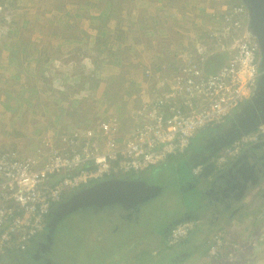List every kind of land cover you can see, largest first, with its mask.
Segmentation results:
<instances>
[{
  "label": "rangeland",
  "instance_id": "obj_1",
  "mask_svg": "<svg viewBox=\"0 0 264 264\" xmlns=\"http://www.w3.org/2000/svg\"><path fill=\"white\" fill-rule=\"evenodd\" d=\"M243 4V0H0V150L30 157L44 153L35 151L43 148V137L61 139L81 128L94 133L97 120L123 126L127 107L137 110L162 98L171 78L203 47L207 58L224 54L218 47L222 41L206 42L210 35L231 29L228 45L244 34ZM240 8L242 18L225 21ZM132 89L138 93L130 96ZM144 93H150V99L138 96ZM13 123L19 126L11 131L14 138L4 135ZM170 173L167 180L174 182ZM150 176L148 172L143 177ZM152 182L148 184L156 183ZM176 190L166 188L160 194L163 212L154 217L158 229L187 221L180 218L186 193ZM242 201L246 204L237 218L227 225L221 220L208 230L205 247L220 241L215 254L209 249L205 255L192 253L178 264H264V204L257 208L248 205L249 198ZM140 206L134 208L136 213ZM134 209L126 210L128 215ZM76 214L73 218L80 216ZM102 217L97 213L94 220L106 231L112 224ZM134 240L129 236L124 252ZM105 257L98 260L107 263ZM69 264L88 261L71 258Z\"/></svg>",
  "mask_w": 264,
  "mask_h": 264
},
{
  "label": "built area",
  "instance_id": "obj_2",
  "mask_svg": "<svg viewBox=\"0 0 264 264\" xmlns=\"http://www.w3.org/2000/svg\"><path fill=\"white\" fill-rule=\"evenodd\" d=\"M242 15L241 8L233 9L225 21ZM239 36L230 45L220 46L231 54L213 74H206L200 60L190 57L162 98L130 111L134 122L127 133L119 134L118 124L108 121L94 133L62 135L59 147L52 139L42 142L43 154L19 158L15 152L0 150V255L23 249L43 229L47 214L67 192L159 166L170 157L185 154L199 132L227 120L250 96L259 75L257 46L244 34ZM263 138L261 124L222 149L213 159L215 168H222ZM85 161H92L93 166L82 169ZM201 170L202 166H196L192 173L198 175ZM261 184L264 186V177ZM193 227V222L171 226L166 244H177ZM219 245L218 240L209 247L210 255Z\"/></svg>",
  "mask_w": 264,
  "mask_h": 264
},
{
  "label": "flooded vegetation",
  "instance_id": "obj_3",
  "mask_svg": "<svg viewBox=\"0 0 264 264\" xmlns=\"http://www.w3.org/2000/svg\"><path fill=\"white\" fill-rule=\"evenodd\" d=\"M243 6L246 19L244 29L245 37L259 49L260 44L264 45V0H244ZM263 78L264 77H259V81H256L257 95H252L251 93L230 118L225 120L220 126L211 127V135L209 138L205 139V147L201 150L202 156H195L194 150L190 149L187 156L188 158L186 159V165L196 163L200 158L207 156L219 145L227 142L228 137L231 138L236 131H240L243 117L249 115V113L245 115L242 113V110L246 109V107L250 110H257V115H264V105L261 104V100H259L262 97L264 98ZM258 110L261 112H258ZM263 141L264 138L256 144L257 146L254 145L244 148L235 158L224 165L222 167V174L217 178L219 179L217 181L218 183L216 180L213 182H202L201 180L196 181V178H193L190 181L186 180L182 186H176V189H180L181 192L186 193L190 191L189 205L184 206L185 211L180 218L187 220L186 222H193L194 227L186 238L172 245L170 251L165 254L171 257L168 260L171 264L182 262L189 254L202 252L205 248L206 236L211 226L213 227L219 224L221 220H223V225H227L229 222H232L234 218H237L236 216L240 213V209L244 207L243 203L246 204L245 201H242L244 198H249V202H247L248 205H256L257 208L264 204V186L261 184L264 177V148L261 149L262 152L259 160L253 158V153L256 152L255 146L257 148L263 147L259 146ZM165 179L167 180V177ZM203 183H206V188L199 189V185ZM173 194L176 195V192H173ZM96 211L97 210H93L94 213ZM116 211L118 214L127 212L121 208H118ZM207 214V218H204ZM257 219H259V217L254 221H257ZM171 226L165 228L164 235ZM201 226H204V231L202 230L197 234L200 235V238L199 242L195 243L194 241L196 238L193 236ZM45 232L46 231L43 230L41 232L42 238L39 239L37 236L23 253L19 252L0 256V264H7L5 263L7 259H10L11 263L12 260H14V262L17 261V264H41L47 262L58 264V259L53 258L50 251L52 238ZM150 237V242L143 243L142 245H146L150 248L157 247L163 240L162 235L158 234H153ZM179 250L182 252L180 251L178 255H174ZM155 255H157V253L154 252L153 256Z\"/></svg>",
  "mask_w": 264,
  "mask_h": 264
},
{
  "label": "trees",
  "instance_id": "obj_4",
  "mask_svg": "<svg viewBox=\"0 0 264 264\" xmlns=\"http://www.w3.org/2000/svg\"><path fill=\"white\" fill-rule=\"evenodd\" d=\"M216 13H218L217 10ZM223 32L218 33L216 35L215 34L210 35L209 36L210 38H208L206 42L211 39L212 40L215 39L214 40L215 42L217 41V39H219L223 43V44L220 43L219 44L225 46L228 42L227 37H229V34L225 35L223 34ZM202 43H205V41ZM225 60H226V53L224 54L217 53L216 56L204 59L199 64H201L202 69L206 74H213L215 71H217L220 68V66L223 64ZM136 93H138L137 90L132 89V91L130 92L131 94L130 96L136 95ZM159 106L162 107L164 105L159 104ZM122 107H124V105ZM181 109L185 110L184 108ZM128 111H131V109L128 108L127 112ZM133 122L134 119L131 118L129 115H127L126 121L125 123H123L121 130H126V126L128 124H132ZM210 131H211V127L202 130L195 136L192 142L194 145L195 153H200V155L202 156L201 150L205 147V139L209 138V136L211 135ZM237 132L238 131H236L234 135ZM229 138L230 137H228V140ZM224 143L219 145L214 150H212L211 153H209L207 156L200 158L194 164L186 165V161H187L186 159L188 158L187 156L189 154L187 153L180 156L170 157L165 163L147 169L138 174L126 175L128 177L119 176L118 174V176L114 178L117 179L121 177L129 178V179L137 178L147 183L153 181L152 183L156 182L155 183L156 185H159L163 188L162 192H164L166 188H171L172 190H174L177 185L182 186L186 180L190 181L193 178H196V181L198 180L199 181L201 180L202 182L207 181L206 178L205 179L198 178L197 177L198 175H193L192 171L195 168L196 164L201 161V159L203 160L208 157H210L209 160L214 159L222 149L228 146L226 145L222 147ZM82 166H83L82 169L85 168L90 169L93 166V162L85 161L82 164ZM200 166H202L203 168L204 165L201 164ZM213 167H214L213 175H211L210 178L215 176H220L222 174L221 172L223 171L222 169L221 170L216 169L215 166ZM169 170L175 175L174 182L170 177L168 178V180L165 179L167 177L166 173H168ZM148 172L152 176H150L149 178L147 177L148 179L144 178L143 176H146ZM172 173L168 174V176L171 175ZM200 186L201 185H199V187ZM189 192L190 191L186 192L187 199L184 200V204L186 205H189V196H190ZM169 195L170 197H172L173 200L176 199L174 195L171 194ZM160 197L161 196L159 194L155 198L142 204V206L137 208L138 209L137 213L135 212L136 209L130 211L131 216L128 215L127 212H122L118 214V212L115 210V207L111 206L109 208L103 209L102 211L97 210L95 213L93 212L92 209L80 210L76 214V215L79 214L80 216L75 218H73L74 217L73 215L63 217L60 220V222L57 224V226L54 228L52 233H49L47 229L46 230L44 229V231H46L45 233L52 238V243H51L52 245L50 250L52 257L58 259V264H69L71 258L73 260L80 259L82 260V262L88 261V264H130V261L132 260L134 261L139 260V262L137 261L138 264H171L168 261L171 257L165 255L167 252L170 251L171 248V246L166 244V238L168 232H165L164 235L163 234L164 230L158 229V227L160 226H157L154 220L155 219L154 217L157 216L159 212L160 213L163 212L158 204L159 203L158 199H160ZM97 213L103 214L102 217L103 221H110L111 223L113 222L112 225L110 224L111 226L108 230L106 231L102 230L100 224L98 222H95L94 217ZM129 217H133L134 219H131ZM114 224L115 226H113ZM203 227L204 226H201L199 230L197 229L198 231L195 232L193 236L196 238V240L194 241L195 243L199 242L200 235L197 234L203 230ZM153 234L162 235L163 240L160 243V245L152 248L146 245L145 246L142 245L143 243L145 244L146 242H148L147 241L148 237H150ZM129 236L134 237L135 242L133 243L129 251L124 252L123 250L124 248H126V243ZM38 237L39 239L42 238L41 233L38 234ZM75 238L78 240L73 241ZM210 246L211 244L207 243L205 249H203L202 252L200 253L205 255L206 251H208ZM154 252L157 253V255L153 256ZM118 253H121V256L114 261L113 260L114 256H116ZM8 254L11 255L14 253L12 252ZM102 254L103 256H106L105 259L107 263H103L102 259L101 261L98 260V256ZM7 261L8 264H17V261L14 262V260H12V263L10 259H7Z\"/></svg>",
  "mask_w": 264,
  "mask_h": 264
},
{
  "label": "water",
  "instance_id": "obj_5",
  "mask_svg": "<svg viewBox=\"0 0 264 264\" xmlns=\"http://www.w3.org/2000/svg\"><path fill=\"white\" fill-rule=\"evenodd\" d=\"M258 70L259 77H264V45L262 44L259 45L258 49ZM259 77L257 81H259ZM262 82L264 83V78L262 79ZM256 85L254 86L252 95H257ZM262 100L263 99H261V102ZM261 124H264V115H257V110L251 109L249 111V115L244 116L242 119L241 130L229 138V140L225 142L226 144L224 143L222 147L229 145L231 141L233 142L240 136L254 131L257 126ZM263 142H261L259 146H264ZM256 146L255 148H257ZM259 153H253V157L260 159ZM209 159L210 157L203 159L196 164V166H200L201 164L204 165L201 172L197 176L198 178L205 179L213 175L214 163L213 159ZM162 190L163 188L159 185L148 184L147 182L137 178H114L96 182L91 186L79 189L70 194L60 204H58L48 214L45 228L49 233H52L56 225L63 217L75 214L80 210H102L103 208L110 206H119L123 210H131L155 198L161 194ZM180 222L181 221H178L177 223ZM41 264L54 263L47 262Z\"/></svg>",
  "mask_w": 264,
  "mask_h": 264
},
{
  "label": "clouds",
  "instance_id": "obj_6",
  "mask_svg": "<svg viewBox=\"0 0 264 264\" xmlns=\"http://www.w3.org/2000/svg\"><path fill=\"white\" fill-rule=\"evenodd\" d=\"M231 33V32H230ZM229 33V34H230ZM229 38H230V36H229ZM230 43L231 42H229L228 43V45H230ZM227 44L224 46V47H226V46H228ZM220 46H222V45H218V47H220ZM219 50H220V48H219ZM221 51V50H220ZM226 50H224V53H226L225 52ZM206 53V48L205 47H203V52L201 53L200 52V54H194V56H193V58L195 59V60H197V59H199L200 60V62H202L204 59H207V55L205 54ZM205 54V55H204ZM227 55H229V54H227L226 53V57H227ZM41 57V56H40ZM201 59H202V61H201ZM199 62V63H200ZM259 76V75H258ZM258 78V77H257ZM257 81V80H256ZM255 85H256V83H255ZM252 93V92H251ZM245 101V100H244ZM239 108V107H238ZM237 108V109H238ZM237 109L234 111V112H236L237 111ZM233 112V113H234ZM232 113V114H233ZM127 115H129L130 117H131V113H130V111H128L127 112ZM231 117V116H230ZM229 117V118H230ZM108 121H110V120H102L101 121V123L102 122H108ZM101 123H99L98 124V126L96 127V129H95V131H99L100 130V124ZM133 124V123H132ZM132 124H128L127 125V127H126V130H121L122 129V126L121 125H118V128H119V134H124V133H127L128 131H129V129L132 127ZM220 126V125H219ZM83 132V131H87V130H85L84 128H81V129H79V130H76L75 132ZM53 140V143H54V145H56L57 147H59L60 146V143H59V139L58 138H56V139H53V138H50V137H43V142L44 141H46V140ZM42 145V143L40 142V146ZM2 150H8V151H10V152H14V150H9V149H7V148H3ZM33 156V155H32ZM22 157H25V156H22ZM31 157V156H30ZM131 175V174H130ZM113 178V177H112ZM97 182H100V180L99 181H97ZM93 183H95V182H93ZM93 183H90L89 185H86V187H88V186H91ZM83 188V187H82ZM84 188H85V186H84ZM79 190V189H78ZM74 192H76V191H69V192H67V194L64 196V198L62 199V201L67 197V196H69L70 194H72V193H74ZM61 201V202H62ZM60 202V203H61ZM59 203V204H60ZM58 205V204H57ZM57 205H55V206H53L52 208H51V210H50V212L57 206ZM49 212V213H50ZM48 213V214H49ZM48 214H47V216H48ZM72 215H74V214H72ZM47 216H46V218H45V222H44V227H43V229L38 233V234H40L44 229L46 230V228H45V225H46V221H47ZM70 216V215H69ZM67 217V216H66ZM57 226V225H56ZM38 234H36L33 238H32V240L23 248V249H17V250H11V251H6V252H4V253H2L0 256H2V255H4V254H8V253H19V252H23V251H25L28 247H29V245H30V243L38 236Z\"/></svg>",
  "mask_w": 264,
  "mask_h": 264
},
{
  "label": "crops",
  "instance_id": "obj_7",
  "mask_svg": "<svg viewBox=\"0 0 264 264\" xmlns=\"http://www.w3.org/2000/svg\"><path fill=\"white\" fill-rule=\"evenodd\" d=\"M150 95H151L150 93H148V94H147V93H144V94H141V95H138V96H140V98H142V99L144 100V99H147V98L150 99ZM263 96H264V95H263ZM261 99H263L262 102H261V104L264 105V98L262 97V98H260L259 100H261ZM129 108H130L131 110H134V108L132 109V106L129 107ZM126 109H128V107H127ZM249 111H250V109L246 108V109H243V110H242V113L245 115V114H248ZM258 112H261V111L258 110ZM262 113H263V112H262ZM13 121H14V120H13ZM96 124H97V125L99 124V121H98V120L96 121ZM4 126H7V125H4ZM18 128H19V126L13 123V125H12L9 129H7V133H5L4 135H12V134H11V131H14L15 129H18ZM12 137H13V135H12ZM13 138H14V137H13ZM15 141H16V140H15ZM263 143H264V142H263ZM39 147H40V146H39ZM34 148H38V147H34ZM41 148H42V147H41ZM41 148H39V149H37V150H35V151H36V152H39ZM263 148H264V146L261 147V148H256L255 151H256L257 153L260 152L259 154H261V152H262L261 149H263ZM190 149H191V150H192V149L194 150V145H193V143H192L191 147L188 149V151H187L185 154L189 153V152H190ZM256 152H255V153H256ZM194 155L199 157V156H200V153H195ZM260 157H261V156H260ZM253 158H254V157H253ZM201 160H202V159H201ZM257 160H259V159H257ZM117 176H118V175H117ZM117 176H116V177H117ZM113 178H114V177H113ZM113 178H107V179H113ZM209 178H210V177H209ZM107 179H105V180H107ZM215 179H216V178H215ZM215 179H211L210 181L213 182ZM218 180H219V179H216V182H217ZM219 182H222V181H219ZM256 190H257V189H256ZM241 203H242V201H241ZM236 217H238V215H237ZM236 242H237V241H236ZM206 252H207V251H206Z\"/></svg>",
  "mask_w": 264,
  "mask_h": 264
},
{
  "label": "bare ground",
  "instance_id": "obj_8",
  "mask_svg": "<svg viewBox=\"0 0 264 264\" xmlns=\"http://www.w3.org/2000/svg\"><path fill=\"white\" fill-rule=\"evenodd\" d=\"M215 16V15H214ZM225 18V17H224ZM215 19V18H214ZM249 26V25H248ZM254 34V33H253ZM177 107V106H176ZM19 158H22V157H20V156H18ZM222 168H220V169H218V170H221ZM114 179V178H113ZM102 180H104V179H102ZM108 180V179H107Z\"/></svg>",
  "mask_w": 264,
  "mask_h": 264
}]
</instances>
